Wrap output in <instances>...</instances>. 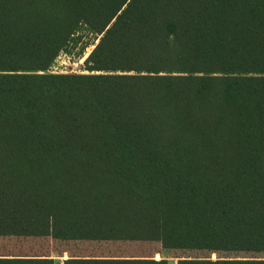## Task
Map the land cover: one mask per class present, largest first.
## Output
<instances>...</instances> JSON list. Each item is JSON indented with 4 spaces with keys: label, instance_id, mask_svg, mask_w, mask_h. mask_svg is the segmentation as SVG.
<instances>
[{
    "label": "trees",
    "instance_id": "16d2710c",
    "mask_svg": "<svg viewBox=\"0 0 264 264\" xmlns=\"http://www.w3.org/2000/svg\"><path fill=\"white\" fill-rule=\"evenodd\" d=\"M83 34L88 72H46ZM44 238L264 248V0H0V239Z\"/></svg>",
    "mask_w": 264,
    "mask_h": 264
},
{
    "label": "rangeland",
    "instance_id": "374dc122",
    "mask_svg": "<svg viewBox=\"0 0 264 264\" xmlns=\"http://www.w3.org/2000/svg\"><path fill=\"white\" fill-rule=\"evenodd\" d=\"M98 37L93 38L90 34H83L81 39L75 44H68L64 49L60 50L48 67L46 72L50 73H87L84 69V59L94 47ZM28 242V244H27ZM59 242V243H58ZM139 246H128L120 240L105 241L100 239H92L89 241H52L49 238L33 240L25 242L16 239H0V245L5 254L16 252H29L36 254H44L51 256L54 264H61L63 259L69 257L70 254L83 255H112L118 256L123 253H140L151 256L152 258H166L168 264H175L179 256H209L216 258L217 256H263L264 248L259 250L247 248H228L226 250L217 248H205L190 245H172L159 244L153 240L149 242L139 241ZM28 248H27V246ZM219 243L211 246L216 247ZM210 247V245H208ZM26 247V249H24ZM23 248V249H22ZM1 249V248H0ZM17 249V250H15ZM3 251V252H4ZM142 251V252H141ZM1 253V252H0Z\"/></svg>",
    "mask_w": 264,
    "mask_h": 264
}]
</instances>
